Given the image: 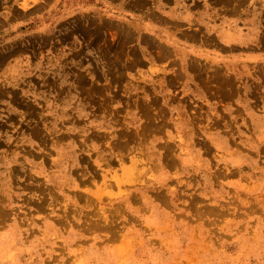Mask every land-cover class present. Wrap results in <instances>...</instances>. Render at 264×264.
Here are the masks:
<instances>
[{
    "label": "rangeland",
    "instance_id": "obj_1",
    "mask_svg": "<svg viewBox=\"0 0 264 264\" xmlns=\"http://www.w3.org/2000/svg\"><path fill=\"white\" fill-rule=\"evenodd\" d=\"M97 3L0 0V264H264V0Z\"/></svg>",
    "mask_w": 264,
    "mask_h": 264
},
{
    "label": "crops",
    "instance_id": "obj_2",
    "mask_svg": "<svg viewBox=\"0 0 264 264\" xmlns=\"http://www.w3.org/2000/svg\"><path fill=\"white\" fill-rule=\"evenodd\" d=\"M74 1H77V3H74ZM97 1H102L104 2V7H102L103 9H106L108 12L112 11L114 13H120V15H122V17H125L131 14H134V4L132 5V3L134 2H140L143 4H146V6L149 5L148 8H144L143 7V12L142 15H147V17L150 19V14H151V7L150 4L153 0H114V1H109V0H61L62 2V15L63 16H69L72 12H78V11H82V10H86V9H90L92 6H96L98 3ZM166 0H162V5L164 7H166L165 4ZM83 2V4H82ZM161 0H158V7L161 9ZM82 4V5H81ZM34 7L33 4H30V8L28 9V11H30L32 8ZM147 9V10H146ZM0 15L2 16H6L3 15L0 12ZM50 16H47V18H49ZM54 19H52L53 21ZM148 26L143 25L142 28L145 29H149L150 27V22L147 23Z\"/></svg>",
    "mask_w": 264,
    "mask_h": 264
},
{
    "label": "bare ground",
    "instance_id": "obj_3",
    "mask_svg": "<svg viewBox=\"0 0 264 264\" xmlns=\"http://www.w3.org/2000/svg\"><path fill=\"white\" fill-rule=\"evenodd\" d=\"M134 161V160H133ZM135 162V161H134ZM131 171H132V169H130ZM129 170V173L131 174V171ZM133 173V172H132ZM135 173H137V171L135 172ZM134 175V174H133ZM132 175V176H133ZM130 177V176H129ZM127 180L129 181V178H127ZM136 180V179H135Z\"/></svg>",
    "mask_w": 264,
    "mask_h": 264
}]
</instances>
